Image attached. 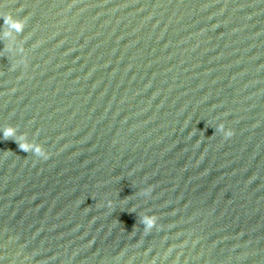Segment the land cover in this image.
Instances as JSON below:
<instances>
[{"label": "water", "instance_id": "95a60500", "mask_svg": "<svg viewBox=\"0 0 264 264\" xmlns=\"http://www.w3.org/2000/svg\"><path fill=\"white\" fill-rule=\"evenodd\" d=\"M0 264H264V0H0Z\"/></svg>", "mask_w": 264, "mask_h": 264}, {"label": "clouds", "instance_id": "9594fccd", "mask_svg": "<svg viewBox=\"0 0 264 264\" xmlns=\"http://www.w3.org/2000/svg\"><path fill=\"white\" fill-rule=\"evenodd\" d=\"M4 20H5V23L10 25L11 27H13L17 32H20V31H23L24 29V26H25V20L24 19H18V18H15L11 15V13H7V14H4ZM219 128L221 130L224 129V125L223 124H220L219 125ZM12 129H6L5 130V133L4 135L7 137V136H10L12 134ZM225 135L226 136H231L232 135V131L231 130H226L225 131ZM30 145L28 143H21L20 144V148L25 150V151H28L30 149ZM36 151L38 153H43L44 157L46 158L48 153L41 147V146H37L36 147ZM147 223L149 224V227L152 226V224L154 223V220L153 219H149L147 221Z\"/></svg>", "mask_w": 264, "mask_h": 264}]
</instances>
